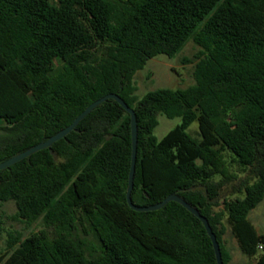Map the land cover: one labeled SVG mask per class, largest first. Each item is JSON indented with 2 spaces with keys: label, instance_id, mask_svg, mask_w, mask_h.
<instances>
[{
  "label": "trees",
  "instance_id": "obj_1",
  "mask_svg": "<svg viewBox=\"0 0 264 264\" xmlns=\"http://www.w3.org/2000/svg\"><path fill=\"white\" fill-rule=\"evenodd\" d=\"M190 41L200 48L195 84L141 98L136 74ZM109 94L137 113L134 203L181 196L209 219L225 264L228 216L241 252L264 264V235L249 219L264 201V0H0V163ZM160 115L182 120L162 140ZM195 122L201 138L188 132ZM132 155L131 115L109 100L52 149L1 171L0 203L44 229L9 233L0 264H218L182 205L129 206ZM234 184L243 196L216 211Z\"/></svg>",
  "mask_w": 264,
  "mask_h": 264
},
{
  "label": "rangeland",
  "instance_id": "obj_2",
  "mask_svg": "<svg viewBox=\"0 0 264 264\" xmlns=\"http://www.w3.org/2000/svg\"><path fill=\"white\" fill-rule=\"evenodd\" d=\"M200 48L194 41H190L174 58L165 55L158 56L147 64L144 70L139 71L135 76L138 88L137 94L142 98L148 92L161 88L186 89L195 84L194 70L197 60L195 59ZM189 61V62H188ZM180 118L169 119L165 115L159 116V125L155 130V135L162 140L171 130L180 125ZM8 125L7 122L0 120V127ZM193 137H200L199 123L195 122L188 130ZM243 194L237 193L236 184L227 186L221 193L219 206L216 211L224 210V201L241 198ZM17 207L15 202L0 203V220L4 223L5 231L0 238V251H4L9 239V233H19L28 237L33 233H38L44 229L42 221L28 226L25 222L15 219ZM225 217L226 234L224 236L225 245L232 255L230 264H253L256 258H248L244 255L234 237L231 227ZM249 219L256 227L259 234L264 235V201L251 212ZM261 252L264 251L260 250Z\"/></svg>",
  "mask_w": 264,
  "mask_h": 264
},
{
  "label": "water",
  "instance_id": "obj_3",
  "mask_svg": "<svg viewBox=\"0 0 264 264\" xmlns=\"http://www.w3.org/2000/svg\"><path fill=\"white\" fill-rule=\"evenodd\" d=\"M109 100H114L119 103L130 115H131V124H132V141H133V155H132V164L131 171L129 177V186L127 190V201L129 206L136 212H154L161 210L165 206H167L171 202H176L186 208L190 213L195 215L201 222L204 224L211 240L214 245V250L216 253V258L218 264H225L223 260L222 250L218 238L211 227L209 219L201 214V212L189 204L185 199L177 194H172L168 196L164 201L159 204L151 205V206H139L136 205L133 201L132 195L135 187V176H136V166H137V158H138V142H139V127H138V118L137 113L133 110L126 101L119 94H109L91 104L70 126L63 129L53 137L49 138L47 141H44L35 147L16 155L15 157L9 159L6 162L0 163V172L4 171L15 164L33 156L34 154L43 151L45 149H52L53 145L60 140L66 138L70 133L75 131L79 124L88 117L96 108L100 105L106 103ZM53 154V150H51Z\"/></svg>",
  "mask_w": 264,
  "mask_h": 264
}]
</instances>
